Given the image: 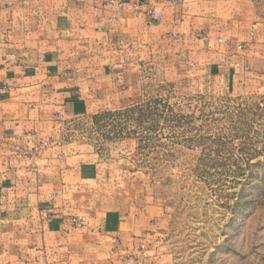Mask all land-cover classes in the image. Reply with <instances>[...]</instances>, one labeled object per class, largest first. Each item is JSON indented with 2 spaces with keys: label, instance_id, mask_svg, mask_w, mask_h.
Segmentation results:
<instances>
[{
  "label": "crops",
  "instance_id": "obj_1",
  "mask_svg": "<svg viewBox=\"0 0 264 264\" xmlns=\"http://www.w3.org/2000/svg\"><path fill=\"white\" fill-rule=\"evenodd\" d=\"M233 1L0 0V264H154L161 207L106 192L131 141L102 151L57 129L137 104L145 66L243 50L249 35L224 36Z\"/></svg>",
  "mask_w": 264,
  "mask_h": 264
},
{
  "label": "rangeland",
  "instance_id": "obj_2",
  "mask_svg": "<svg viewBox=\"0 0 264 264\" xmlns=\"http://www.w3.org/2000/svg\"><path fill=\"white\" fill-rule=\"evenodd\" d=\"M226 9L224 36L255 35L243 50L228 42L188 72L145 66L137 104L57 129L102 151L131 141L123 184L106 192L161 207L154 264H264V0Z\"/></svg>",
  "mask_w": 264,
  "mask_h": 264
},
{
  "label": "built area",
  "instance_id": "obj_3",
  "mask_svg": "<svg viewBox=\"0 0 264 264\" xmlns=\"http://www.w3.org/2000/svg\"><path fill=\"white\" fill-rule=\"evenodd\" d=\"M135 10H137V11H144L145 10V6L144 5H138V6H135ZM148 13L150 14V15H153V11L152 10H149L148 11ZM249 38L251 39V40H254V38H255V35H254V33H250V35H249ZM38 148H35L34 149V152H38ZM81 220H77V225H81V222H80ZM75 222H76V220H75Z\"/></svg>",
  "mask_w": 264,
  "mask_h": 264
},
{
  "label": "trees",
  "instance_id": "obj_4",
  "mask_svg": "<svg viewBox=\"0 0 264 264\" xmlns=\"http://www.w3.org/2000/svg\"><path fill=\"white\" fill-rule=\"evenodd\" d=\"M113 113H114V112H112V111L102 112V113H100V114L95 115V116H94V119H98V118H100V117H102V116H110V115H113ZM124 138H126V137L108 138V139H107V142L117 141V140H122V139H124ZM128 138H130V137H128Z\"/></svg>",
  "mask_w": 264,
  "mask_h": 264
}]
</instances>
